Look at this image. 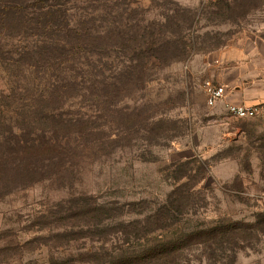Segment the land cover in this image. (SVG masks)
I'll use <instances>...</instances> for the list:
<instances>
[{
	"label": "rangeland",
	"instance_id": "374dc122",
	"mask_svg": "<svg viewBox=\"0 0 264 264\" xmlns=\"http://www.w3.org/2000/svg\"><path fill=\"white\" fill-rule=\"evenodd\" d=\"M88 2L106 34L120 22L190 56L120 99L70 103L81 124L59 137L70 152L57 173L0 193V264H105L164 243L181 248L178 264H264V108L237 119L204 94L223 51L264 37V0ZM7 87L0 74V92ZM37 115L21 134L33 145L45 131ZM12 117L0 105L3 150L14 140ZM167 206L183 214L178 223L149 234V217Z\"/></svg>",
	"mask_w": 264,
	"mask_h": 264
},
{
	"label": "trees",
	"instance_id": "16d2710c",
	"mask_svg": "<svg viewBox=\"0 0 264 264\" xmlns=\"http://www.w3.org/2000/svg\"><path fill=\"white\" fill-rule=\"evenodd\" d=\"M88 5V0H0V74L8 86L0 92V105L11 107L14 138L7 150L0 143V193L57 173L53 169L70 152L59 137H71L81 124L67 110L72 101L120 99L138 84L147 85L156 68L190 56L186 50H163L168 41L151 31L126 33L120 22L108 35L103 20L96 25ZM30 114H39L35 123L45 126L40 145L21 136ZM180 215L172 207L158 209L148 219L156 223L149 234L170 228ZM212 235L217 240L220 233ZM180 249L158 244L130 258L112 254L105 264H178Z\"/></svg>",
	"mask_w": 264,
	"mask_h": 264
},
{
	"label": "crops",
	"instance_id": "0c3cea01",
	"mask_svg": "<svg viewBox=\"0 0 264 264\" xmlns=\"http://www.w3.org/2000/svg\"><path fill=\"white\" fill-rule=\"evenodd\" d=\"M209 80L227 88L226 102L264 108V37L254 35L223 51L213 63ZM215 107L225 110L223 102Z\"/></svg>",
	"mask_w": 264,
	"mask_h": 264
},
{
	"label": "built area",
	"instance_id": "2783aa9c",
	"mask_svg": "<svg viewBox=\"0 0 264 264\" xmlns=\"http://www.w3.org/2000/svg\"><path fill=\"white\" fill-rule=\"evenodd\" d=\"M204 94L206 103L209 107H215L217 104L223 102L225 111L232 117L237 119H250L259 113L258 108L248 107L245 105L233 104L225 101L228 95L227 88L216 84L212 80H207L204 83Z\"/></svg>",
	"mask_w": 264,
	"mask_h": 264
}]
</instances>
